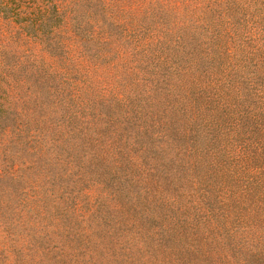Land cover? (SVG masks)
Segmentation results:
<instances>
[{
    "label": "rangeland",
    "instance_id": "1",
    "mask_svg": "<svg viewBox=\"0 0 264 264\" xmlns=\"http://www.w3.org/2000/svg\"><path fill=\"white\" fill-rule=\"evenodd\" d=\"M0 264H264V0H0Z\"/></svg>",
    "mask_w": 264,
    "mask_h": 264
}]
</instances>
